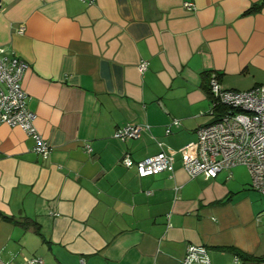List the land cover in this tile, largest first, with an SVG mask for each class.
I'll use <instances>...</instances> for the list:
<instances>
[{
	"label": "crops",
	"instance_id": "obj_1",
	"mask_svg": "<svg viewBox=\"0 0 264 264\" xmlns=\"http://www.w3.org/2000/svg\"><path fill=\"white\" fill-rule=\"evenodd\" d=\"M0 49L27 63L22 88L52 148L44 160L0 126V264H183L192 246L212 264H264L247 261L264 260V195L246 168L183 167L213 121L211 76L264 86V0H1ZM126 125L150 129L114 139ZM162 151L173 168L153 177L121 163Z\"/></svg>",
	"mask_w": 264,
	"mask_h": 264
},
{
	"label": "built area",
	"instance_id": "obj_2",
	"mask_svg": "<svg viewBox=\"0 0 264 264\" xmlns=\"http://www.w3.org/2000/svg\"><path fill=\"white\" fill-rule=\"evenodd\" d=\"M94 4L96 0H80ZM188 11H194L192 3H186ZM24 32V27L18 30ZM28 65L14 53L0 49V126L21 128L35 142V152L47 160L52 152L49 143L42 138L35 126V115L28 108V96L22 88V80ZM147 64L140 65L144 72ZM210 116L213 121L200 128L197 141L187 147L183 167L191 178L203 175L215 179L225 171L236 167L247 169L253 189L264 195V86L248 91L226 90L218 75L210 78ZM178 126L179 122L175 121ZM149 126L126 125L116 130L113 138L120 141L137 140ZM169 132V131H168ZM88 153L91 152L87 146ZM127 169H135L141 178L153 177L172 170L174 156L161 152L141 162H134L129 154L121 160ZM26 264H43L37 258L25 259ZM183 264H212L208 251L203 247L188 249Z\"/></svg>",
	"mask_w": 264,
	"mask_h": 264
},
{
	"label": "trees",
	"instance_id": "obj_3",
	"mask_svg": "<svg viewBox=\"0 0 264 264\" xmlns=\"http://www.w3.org/2000/svg\"><path fill=\"white\" fill-rule=\"evenodd\" d=\"M259 8H260V6L252 9L251 12H257L259 10ZM247 261L260 262V261H263V260H260V259H257V258H248Z\"/></svg>",
	"mask_w": 264,
	"mask_h": 264
},
{
	"label": "water",
	"instance_id": "obj_4",
	"mask_svg": "<svg viewBox=\"0 0 264 264\" xmlns=\"http://www.w3.org/2000/svg\"><path fill=\"white\" fill-rule=\"evenodd\" d=\"M0 4H1V0H0ZM264 261V260H263Z\"/></svg>",
	"mask_w": 264,
	"mask_h": 264
},
{
	"label": "rangeland",
	"instance_id": "obj_5",
	"mask_svg": "<svg viewBox=\"0 0 264 264\" xmlns=\"http://www.w3.org/2000/svg\"><path fill=\"white\" fill-rule=\"evenodd\" d=\"M5 1V0H4ZM247 170V169H246Z\"/></svg>",
	"mask_w": 264,
	"mask_h": 264
}]
</instances>
